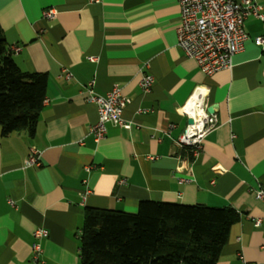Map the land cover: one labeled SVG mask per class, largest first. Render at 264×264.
<instances>
[{
	"label": "crops",
	"instance_id": "1",
	"mask_svg": "<svg viewBox=\"0 0 264 264\" xmlns=\"http://www.w3.org/2000/svg\"><path fill=\"white\" fill-rule=\"evenodd\" d=\"M179 24L177 0H0L12 58L48 76L34 135L0 127V264H81L85 210L135 212L142 201L235 209L241 219L217 264H264V47L254 41L264 25L247 18L249 40L232 67L207 75L178 46ZM146 74L149 92L139 85ZM91 81L101 96L119 86L131 99L130 130L108 124L95 141ZM197 91L196 117L212 107L217 125L195 156L177 140ZM33 148L41 166L25 167ZM37 229L48 236L36 263Z\"/></svg>",
	"mask_w": 264,
	"mask_h": 264
},
{
	"label": "trees",
	"instance_id": "2",
	"mask_svg": "<svg viewBox=\"0 0 264 264\" xmlns=\"http://www.w3.org/2000/svg\"><path fill=\"white\" fill-rule=\"evenodd\" d=\"M48 76L23 71L0 27V127L34 135ZM240 214L231 207L140 202L135 212L87 208L81 264H217Z\"/></svg>",
	"mask_w": 264,
	"mask_h": 264
},
{
	"label": "built area",
	"instance_id": "3",
	"mask_svg": "<svg viewBox=\"0 0 264 264\" xmlns=\"http://www.w3.org/2000/svg\"><path fill=\"white\" fill-rule=\"evenodd\" d=\"M94 1V0H92ZM180 6V24L177 29L178 46L185 56L197 62L200 70L207 75H212L220 70L229 69L233 65L234 56L244 49L249 35L245 30V20L254 17L264 25L263 7L258 0H177ZM54 10L44 13L46 19L55 18ZM255 43L264 47V33L254 39ZM19 52V47H14ZM96 62L98 58H90ZM70 79L72 74L66 71ZM154 77L143 75L139 85L143 92H149L154 84ZM94 81L89 82L85 89L88 100L94 103L98 110V122L90 127V133L95 141L99 142L106 136L107 125L114 124L123 129L130 130L132 124L126 122L123 113L131 104V99L124 95L119 86H115L107 95L101 96L94 91ZM201 91L193 96L194 104L191 109L184 111L191 115L194 123L189 125L177 140V145L182 150H192L197 156L202 148L205 137L216 127L217 120L214 114H208L205 108L196 117L197 108L203 104ZM193 110V113L190 112ZM173 128V126H171ZM25 167H40L41 153L35 148L30 150L24 164ZM217 170V169H216ZM184 182H189L183 179ZM125 183V180L122 181ZM86 193L88 191L86 190ZM257 199L264 198V191L257 192ZM14 205L13 201H10ZM260 225V220L256 222ZM32 245L34 262H39L43 253L42 240L48 236L45 229L34 232Z\"/></svg>",
	"mask_w": 264,
	"mask_h": 264
},
{
	"label": "water",
	"instance_id": "4",
	"mask_svg": "<svg viewBox=\"0 0 264 264\" xmlns=\"http://www.w3.org/2000/svg\"><path fill=\"white\" fill-rule=\"evenodd\" d=\"M206 111H207L208 114H214V109H213L212 107L207 108ZM188 123H189L190 125H192V124L194 123V119H192V118L189 119V120H188Z\"/></svg>",
	"mask_w": 264,
	"mask_h": 264
},
{
	"label": "bare ground",
	"instance_id": "5",
	"mask_svg": "<svg viewBox=\"0 0 264 264\" xmlns=\"http://www.w3.org/2000/svg\"><path fill=\"white\" fill-rule=\"evenodd\" d=\"M193 100H194V99H192V101H190V103H189L188 108H190V109H191L192 105L194 104ZM190 112L193 113V110H190Z\"/></svg>",
	"mask_w": 264,
	"mask_h": 264
}]
</instances>
